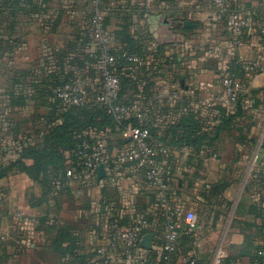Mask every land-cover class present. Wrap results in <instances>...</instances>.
<instances>
[{
	"label": "crops",
	"instance_id": "1",
	"mask_svg": "<svg viewBox=\"0 0 264 264\" xmlns=\"http://www.w3.org/2000/svg\"><path fill=\"white\" fill-rule=\"evenodd\" d=\"M33 2L42 8L26 17L16 27V32L9 30L6 21L2 22L0 29V38L9 41L8 47L0 49V139L6 151L0 155L1 161L14 160L24 146L42 142L49 123L46 117L49 108L38 104L40 100L35 97L45 87L42 83L50 74L62 73L60 53L70 49L69 42H74L77 50L71 48L64 61L76 55L83 61H94L85 58L84 54L95 57L99 47L90 22L93 12L99 9L96 0ZM128 3L144 7L149 12L144 19L140 17L143 10L137 9L133 31L145 27L154 16L168 15L177 22L173 31L180 36L175 42H162L153 32L156 44L168 47L170 61L167 63V55H152L141 61L148 65L154 61L158 67L155 88L159 103L158 124L174 121L187 107L197 114L203 130H211L220 123L219 110L201 106L198 99L219 91L216 88L221 86L220 75L233 64L241 65V71L245 72L239 79L242 97L237 129L223 132L214 146L204 145L200 150L168 145V153L158 155V160L168 184L167 196L180 210V214L173 218L180 247L171 264H185L182 256L186 251L195 253L199 264H210L221 243L226 256H236L233 264H253L250 256H238V252L247 236L256 243L263 241L262 218L250 208L253 204L264 208V187L256 184L249 192L245 187L253 178V172L264 166V143L260 147L258 143L264 129V72L258 73L252 68L255 61L264 63V35L255 28L257 23L264 24V0H233L236 9L252 16V24L243 31L239 45L231 42L225 25L213 18L210 0L101 2L105 15L116 16L114 23L119 21V15L126 13ZM73 8L81 11L73 15ZM113 29L114 26L110 25L107 31ZM112 44L119 45L115 41ZM93 68L97 76L88 75L86 78L89 102L95 101L100 88L98 62ZM126 69L123 68L122 73ZM135 70H138L137 66L132 69ZM178 75L185 78L178 82ZM175 90L179 93L178 99L186 101L180 107H176V100L172 99ZM19 93L31 97L23 107L12 104V99ZM186 95L190 96H187L188 102ZM141 96V93H132L125 95V99L141 101ZM118 129L90 131L92 137L106 145L109 159L103 163L105 174L102 177L99 170L89 172L78 160L77 165L74 160L68 161L69 166L77 167V184L83 187L81 194L53 190L43 196V188L20 171L0 181V264H70L60 261L58 255L52 253L49 248L52 235L38 228L40 219L46 216L48 224L77 227L79 252L86 255L90 264H160L164 232L159 228L157 218L159 196L145 182L136 165L110 161V157L128 142L121 131L117 132ZM254 151L259 155L255 165L251 164ZM28 162L31 164L32 160ZM217 183L226 185V188L213 190ZM141 212L151 217V247L145 248L141 244L137 249H127L122 243L109 246L107 233L111 218L128 225ZM188 212L195 214L193 221L186 220ZM33 217L37 222L31 220ZM187 235L193 240L185 244L183 236ZM101 247L106 248L104 254L99 252Z\"/></svg>",
	"mask_w": 264,
	"mask_h": 264
},
{
	"label": "trees",
	"instance_id": "2",
	"mask_svg": "<svg viewBox=\"0 0 264 264\" xmlns=\"http://www.w3.org/2000/svg\"><path fill=\"white\" fill-rule=\"evenodd\" d=\"M103 1L106 0H99L98 2V8L100 10H103L104 8L101 4ZM128 5L126 13L117 17L120 18L118 22L116 20L114 23V17L116 16L112 14L105 15L103 22L105 30H107L110 25L114 26V29L108 33L111 36L112 41L119 43V45L112 46L111 49L112 53L116 55L117 60L115 66L121 78L119 101L128 105L141 103L144 107H148L149 115L147 120L142 123L143 127L146 128L155 139L167 146L169 145L177 148L191 146L200 150L204 145L210 147L214 146L215 141L220 138V135L223 132L230 133L233 130H236L237 127L235 126L237 124V117L240 115L239 108L242 93H240L237 106L233 111L220 103L214 106L219 110L220 123L214 125L211 130H203V123H201L197 114L187 107V110H184L178 115L174 121H171L168 124H165L164 122L157 123L156 120L159 113V103L156 99L155 88L158 67H155L154 61L149 62V65L146 63L142 64L141 62V64L135 63L128 60L123 53L137 54L141 61H145L148 56L155 55L156 57L157 55H167L168 47L166 45L156 44V39L151 30L150 22L145 24V27L136 28L134 31L132 30L133 26H136L135 16L138 13L137 9L143 10L140 17L144 19H146V15L149 12L145 11L144 7H137L135 5L131 6L130 3H128ZM41 8L42 6L39 4L37 5L33 0H6L4 7L0 8V29L2 22L6 21L8 22L9 30L11 32H16V27L20 26L26 17L30 16L33 11ZM8 46V39L0 38V49ZM68 47H70V49L72 48L74 51L77 50V45L72 41L69 42ZM69 50L60 53V63L63 68L62 73L50 74V76L42 83V86L45 87H43L40 94L35 97L40 100V103L38 102V104L49 108V114L46 115L49 123L44 130L42 142L35 145L24 146L19 157L14 160L1 161L0 159V181L16 171L24 172L43 188V196L52 193L54 190L53 181L55 179L60 177L64 178L66 176L67 168L69 166L68 161L74 160L77 165L78 159L69 156L68 152H71L76 148L85 138L93 141L99 140L90 135L91 130L100 132L106 128L116 130V127H119L117 132H122L128 126L129 122H132V125L141 124L134 115L127 118L125 116L115 115L109 111L105 105L96 100L98 92L95 95V101H88L86 104L80 106L66 105L61 100L54 97L53 88L56 85L75 81L76 79H80L84 83L90 94L86 78L88 75L97 76L93 64L95 62H98L99 64V55L103 50L101 44H99L95 57H89L84 54L85 58L94 61H83V59L77 57V55L69 61H64V58H67L69 55ZM169 57L170 55H167V63L170 61ZM88 64L91 65L87 70ZM135 66L138 67V70L132 71ZM240 67L241 65L233 64V67L229 68L228 71L234 73L239 79H242L245 72H243V70L241 71ZM123 68H127L125 73H122ZM252 68L255 70L253 66ZM148 71H150L151 77L146 76L143 79V73H147ZM181 78L185 77L183 75H178L176 79L180 82ZM253 92L257 93L256 90ZM132 93L135 95L141 93V101L134 102L136 98L125 99V95ZM187 96L188 95L185 96L186 99ZM188 97L190 98V96ZM33 98L34 97H32V99ZM200 98L198 100H200ZM29 100H31V97L19 93V95H16L12 99V104L23 107L29 102ZM176 103V107H180L182 104H185L186 101L177 99ZM176 103L174 105H176ZM263 148L264 145L262 146V149ZM5 152V145L2 144V139H0V155H4ZM28 160H32V163L30 164ZM72 166L76 170L75 173L77 178V167L74 165ZM256 184L262 186V188L264 187V166H262L258 172H253V178L251 177L247 181L245 187L246 192H249L250 189H252V186ZM225 188L226 185L217 183L213 187V190L219 191L220 189L224 190ZM60 190H67L71 195L76 193L75 189L69 186L63 187ZM228 205H231V203H228ZM250 210L257 217L262 218V225L260 227L264 241V208L260 205L253 204ZM146 214L151 221L150 215L148 213ZM157 218L159 228L164 232L165 240V231L169 219L166 216L161 215L160 208L157 212ZM47 220L48 216L41 218L38 228L45 233L52 235L49 246L52 253L58 255L60 261H66L70 264H90L86 255L79 252L77 227H72L70 224L59 226L48 224ZM115 220L117 219L111 218L109 223ZM183 239L185 244L193 240L190 239L189 235L183 236ZM263 241L262 243H256L247 236L242 248L238 252V256H250L253 264H255L259 259L258 251L261 248ZM179 247L180 244H178L177 238L176 251ZM176 251L173 253L172 258ZM187 253L188 252L186 251L183 255H186ZM235 258L236 256H226L223 259L222 264H233Z\"/></svg>",
	"mask_w": 264,
	"mask_h": 264
},
{
	"label": "built area",
	"instance_id": "3",
	"mask_svg": "<svg viewBox=\"0 0 264 264\" xmlns=\"http://www.w3.org/2000/svg\"><path fill=\"white\" fill-rule=\"evenodd\" d=\"M6 0H0V8L4 7ZM99 0H96L98 3ZM213 18L217 22L225 25L231 42L234 45L241 43L243 31L252 24V16L244 13L234 7L233 0H210ZM81 9L73 8L72 14L77 15ZM105 11L97 9L93 12L90 22L94 39L102 45V52L99 55V83L100 88L96 95V100L105 105L109 111L118 116L131 117L132 115L140 121V125H128L123 131L122 136L128 141L125 147L118 151L110 161L118 164H134L141 169L145 182L153 188L159 196V208L162 216L169 220L165 231V240L162 245V256L160 264H171L172 255L176 251L178 234L176 223L173 217L180 214L179 208L174 205L167 196L168 184L164 179L159 166L158 155L168 153V146L155 139L151 133L143 127L149 115V108L141 103L128 105L119 101L121 78L115 66L116 55L112 53V38L105 30L104 22ZM256 30L264 35V24L257 23ZM123 55L130 61L140 63L141 59L137 54ZM255 70L264 72V63L255 61L252 63ZM221 89L217 92L203 95L200 98V104L203 107L212 108L220 103L229 110H235L240 95V80L234 73L226 71L221 75ZM54 97L61 100L66 105L80 106L89 100V91L80 79L75 81L58 84L53 88ZM179 98L178 91L172 93V99ZM262 144H260L261 146ZM69 155L79 160L80 164L89 172L96 173L101 163L108 160L106 145L101 140H90L85 138ZM258 152L255 155L254 163L258 160ZM75 168L70 165L67 168L66 176L57 178L53 181L54 190H60L63 187H73L77 194H81L83 187L77 184ZM21 216V214H20ZM23 220L25 218L21 216ZM195 214L188 212L186 220L193 221ZM37 222L36 218L31 219ZM152 222L146 213L138 214L130 224H121L115 220L109 223L107 233V242L109 246H115L122 243L127 249H137L141 246L142 238L145 234L151 233ZM106 248L101 247L99 252L105 253ZM259 259L255 264H264V241L258 251ZM226 257V251L221 244L215 250L210 264H222ZM182 260L187 264H199L195 253H187L182 256Z\"/></svg>",
	"mask_w": 264,
	"mask_h": 264
},
{
	"label": "water",
	"instance_id": "4",
	"mask_svg": "<svg viewBox=\"0 0 264 264\" xmlns=\"http://www.w3.org/2000/svg\"><path fill=\"white\" fill-rule=\"evenodd\" d=\"M151 30L156 33V36L162 42H175L176 38L180 35L174 34V29L177 26V22L169 19L168 15L154 16L150 19ZM99 175L102 177L105 174V165L101 163L98 167ZM153 238V233H147L143 236L141 244L145 248L151 247V240Z\"/></svg>",
	"mask_w": 264,
	"mask_h": 264
},
{
	"label": "rangeland",
	"instance_id": "5",
	"mask_svg": "<svg viewBox=\"0 0 264 264\" xmlns=\"http://www.w3.org/2000/svg\"><path fill=\"white\" fill-rule=\"evenodd\" d=\"M260 35H262L261 33H259ZM220 61H218V63H219ZM213 63V62H212ZM217 63V62H216ZM218 66V65H217ZM222 73V72H221ZM151 77V73H150V71H148L147 73H143V79L145 78V77ZM220 77H221V75H220ZM157 86V85H156ZM217 90H220L221 89V86H218L217 88H216ZM264 129L261 131V133H260V137H259V139H258V143H259V147H260V144H262V143H264ZM263 137V138H262ZM253 139V138H252ZM257 139V138H256ZM255 138H254V140H256ZM257 148V147H256ZM256 151H254V152H252V157H251V164H256V162L254 163V158H255V155H256Z\"/></svg>",
	"mask_w": 264,
	"mask_h": 264
}]
</instances>
